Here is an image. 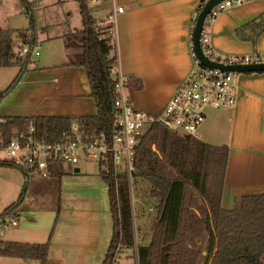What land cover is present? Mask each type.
Segmentation results:
<instances>
[{
    "label": "crops",
    "instance_id": "crops-1",
    "mask_svg": "<svg viewBox=\"0 0 264 264\" xmlns=\"http://www.w3.org/2000/svg\"><path fill=\"white\" fill-rule=\"evenodd\" d=\"M17 1L24 8L20 0ZM25 1L30 4L32 13L33 4L45 12L40 35L33 29L40 52L34 54L37 57L34 60L31 59L33 54L29 55L30 61L20 79L0 99V117L95 116L97 108L90 82L84 66L79 63L83 57L84 26L78 1ZM200 1L91 0L89 5L86 0L90 17L97 24L114 14L117 63L112 76H128V91L136 109L159 112L192 68L191 27ZM117 6H122L123 11L115 12ZM52 13L55 16L50 17ZM261 15L264 18V0H246L221 12L209 24L210 45L214 51L220 55L264 53V30L255 37L251 27L243 28ZM235 84L234 106L207 109L198 129L200 140L227 150L220 196V207L224 210L240 207L245 197L264 194V70L239 72ZM81 171L80 166L76 167L59 179L60 214L45 264L103 263L113 233L108 187L99 172ZM22 177L15 182L14 191H18L21 183L22 189ZM29 200L32 202L35 197L27 190L23 203L31 204ZM156 203L147 208L148 213L154 211V216ZM134 211L135 204L131 207L133 217ZM141 219L143 227L146 222ZM133 220L134 228L136 217ZM27 226L9 236L3 235L4 230H1L0 240L40 243L48 237L45 230L44 239H30L24 231L28 230V236L38 231ZM199 240L197 248L202 244ZM134 241L135 247L123 249L115 264H138L133 251L148 243L145 238L138 239L135 231ZM129 250L132 254H128ZM204 256L205 252L201 251L200 257ZM28 261L40 264L36 260ZM25 263L17 257L0 256V264Z\"/></svg>",
    "mask_w": 264,
    "mask_h": 264
},
{
    "label": "trees",
    "instance_id": "trees-1",
    "mask_svg": "<svg viewBox=\"0 0 264 264\" xmlns=\"http://www.w3.org/2000/svg\"><path fill=\"white\" fill-rule=\"evenodd\" d=\"M77 1L84 26L83 57L79 63L84 66L90 82L96 115L80 118L0 117L5 120L8 129L23 128L33 121L38 134L50 138L69 129L74 120L89 126V130L94 132L109 128L115 98L112 69L117 63L114 36L102 37L103 27H97L90 17L86 0ZM20 2L25 13L31 17L32 24L30 4L25 0ZM205 3L201 0L196 7L195 19ZM208 16L203 23L205 27H209ZM249 27L253 36L261 33L264 30L263 15L256 22L253 20L243 26ZM240 31L237 32L240 34ZM35 43L32 25L29 29L0 27V68H19L10 84L0 91V99L16 85L30 61L29 55L19 56L18 51L24 45L34 47ZM226 156L224 146L208 144L159 124H153L144 132L134 157L135 176L148 183V198L155 199L157 203L151 239L147 245L137 247L138 264H196L201 251L205 252L203 264H264V194L243 198L238 208L222 209L220 196ZM0 164L8 165L1 161ZM70 171L71 168L64 169L57 164L49 177L60 179ZM23 175L22 191L17 201L0 214V225L7 224L11 212L17 215L16 209L24 201L29 179L26 174ZM101 176L107 183L113 220L112 238L102 264H115L123 249L135 247L130 191L124 176L113 173ZM58 195L57 216L47 240L43 243L0 240V256L45 264L50 239L60 214V188ZM199 239L202 244L198 249L196 244Z\"/></svg>",
    "mask_w": 264,
    "mask_h": 264
},
{
    "label": "built area",
    "instance_id": "built-area-1",
    "mask_svg": "<svg viewBox=\"0 0 264 264\" xmlns=\"http://www.w3.org/2000/svg\"><path fill=\"white\" fill-rule=\"evenodd\" d=\"M244 1L218 2L208 12L207 22L210 24L225 9ZM122 11V6L115 9V12ZM195 18L196 14L192 19L190 39L192 68L159 112L136 109L128 91L129 78L119 74L115 78L114 113L108 129L94 132L89 130V126L74 120L69 129L63 130L59 136L47 138L38 134L33 121L23 128L8 129L5 120L0 118V161L26 174L29 182L34 178H48L57 164L73 170L83 162H92L97 165L100 175L113 173L124 176L130 189L136 177V149L148 128L159 124L199 138L198 129L205 119L207 109L231 108L235 104V78L239 72L224 71L201 62L193 48ZM113 22L114 14H111L105 21L99 22L97 27L107 24L113 31ZM199 43L203 57L212 64L241 66L264 63V53L217 54L210 45L209 27L204 25ZM32 54H38L36 46L24 45L18 51L19 56ZM15 215L11 212L8 216L11 226L17 225Z\"/></svg>",
    "mask_w": 264,
    "mask_h": 264
},
{
    "label": "rangeland",
    "instance_id": "rangeland-1",
    "mask_svg": "<svg viewBox=\"0 0 264 264\" xmlns=\"http://www.w3.org/2000/svg\"><path fill=\"white\" fill-rule=\"evenodd\" d=\"M87 2L89 3V5L92 4L91 0H87ZM71 5V2H69L68 6L71 7ZM32 8L33 23L31 24V17L25 14L23 10L24 8L21 7L17 0H1L0 26L12 29H29L32 25L34 31H36L37 34L40 35V25L42 23L45 12L37 4H33ZM53 16H55V14L52 13L50 17ZM101 27H103V31H101L103 32L101 33L102 37L111 38L113 36V31H111L109 25L103 24ZM36 51L40 52L38 46L36 47ZM36 58L37 57L34 54L31 56L32 60ZM17 70L19 71V68L17 66L0 68V91L4 90L10 84V82L15 77ZM80 167L82 170L81 172L86 170L88 172L98 173V168L95 163L83 162ZM63 168L66 169L67 167L63 166ZM21 177L22 175L15 168L10 167L8 165L0 164V214L6 208L7 205L17 201V197L22 191V183L19 185L18 191H14L13 189L15 188V182L19 181V178L21 179ZM48 182V186L44 188V186H46ZM105 184L107 185L106 182ZM29 185L30 186L28 188V193H31L35 197V200H33L32 202L29 200L31 204H25L22 202L21 205L16 209L17 215L15 218L18 221L17 226H11L10 224H8V220L6 222L7 224L0 225V231L4 230L3 235H15L16 233H18V229L28 228L27 225H29L34 227L38 232H36L35 235L31 236L30 234L28 236V230H25L24 235H26L30 239H37V237H42V239H44L47 233L45 230L48 231V235L53 229L54 222L57 216L56 209L58 206L59 196V178L56 176H51L48 177V179H31ZM129 190V193H131V207L133 206V204H135V214L134 217L132 216V221L134 224L133 219H135L136 217V225L133 229L138 239L145 238L147 240V243H149L152 236V230L155 224V216L153 215L154 211L152 213H148L147 208L149 206L154 207L156 200L153 198H148L149 185L146 181H143L139 176L133 178ZM44 191L46 192L44 193ZM132 197L135 200L134 203L132 202ZM197 204L198 206H201V203L199 201H197ZM141 217H143L144 221L146 222V225L143 227L141 225ZM46 240L47 238L44 241H40V243H43ZM27 243L35 242L27 241ZM127 252L128 254H132L131 250ZM133 252L137 254V248H135ZM131 257L132 255L129 258ZM203 262L204 257L201 258L200 256H198L196 264H203ZM25 264H35V262L26 261Z\"/></svg>",
    "mask_w": 264,
    "mask_h": 264
},
{
    "label": "water",
    "instance_id": "water-1",
    "mask_svg": "<svg viewBox=\"0 0 264 264\" xmlns=\"http://www.w3.org/2000/svg\"><path fill=\"white\" fill-rule=\"evenodd\" d=\"M222 0H207L203 9L200 11V13L197 16L194 28H193V48L195 52L198 55V58L201 60L202 63L207 64L212 67H219L224 71H238V72H249V71H254V70H264V63L263 64H250V65H237V66H222L220 64H212L208 62L202 55L201 48H200V43H199V38H200V33L201 29L205 20L206 15L208 12L212 9L214 5H216L218 2ZM77 171V169H76ZM200 243V240H199ZM198 244V243H197ZM190 246V245H189ZM197 246V245H196ZM197 248V247H196Z\"/></svg>",
    "mask_w": 264,
    "mask_h": 264
}]
</instances>
